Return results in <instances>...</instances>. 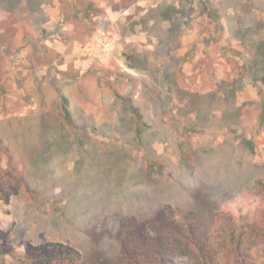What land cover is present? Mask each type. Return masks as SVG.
Listing matches in <instances>:
<instances>
[{
    "label": "rangeland",
    "instance_id": "rangeland-1",
    "mask_svg": "<svg viewBox=\"0 0 264 264\" xmlns=\"http://www.w3.org/2000/svg\"><path fill=\"white\" fill-rule=\"evenodd\" d=\"M262 200L264 0H0V264Z\"/></svg>",
    "mask_w": 264,
    "mask_h": 264
},
{
    "label": "trees",
    "instance_id": "trees-1",
    "mask_svg": "<svg viewBox=\"0 0 264 264\" xmlns=\"http://www.w3.org/2000/svg\"><path fill=\"white\" fill-rule=\"evenodd\" d=\"M132 108L140 122L137 108ZM64 116L70 123L68 111ZM23 185L28 193H34ZM10 186L2 195L5 201L18 191L16 180H11ZM261 204L252 215L241 207L235 211L226 207L208 217L195 212L167 217L142 234L133 230L122 239L119 264H257L264 247V200ZM22 260L26 264H77L80 252L62 242L27 243Z\"/></svg>",
    "mask_w": 264,
    "mask_h": 264
}]
</instances>
